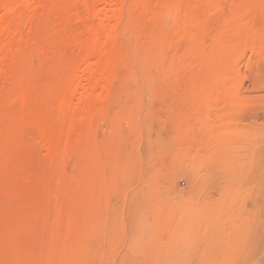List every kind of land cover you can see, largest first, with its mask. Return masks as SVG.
Wrapping results in <instances>:
<instances>
[{
  "label": "rangeland",
  "instance_id": "obj_1",
  "mask_svg": "<svg viewBox=\"0 0 264 264\" xmlns=\"http://www.w3.org/2000/svg\"><path fill=\"white\" fill-rule=\"evenodd\" d=\"M1 12L0 264H264V0Z\"/></svg>",
  "mask_w": 264,
  "mask_h": 264
},
{
  "label": "bare ground",
  "instance_id": "obj_2",
  "mask_svg": "<svg viewBox=\"0 0 264 264\" xmlns=\"http://www.w3.org/2000/svg\"><path fill=\"white\" fill-rule=\"evenodd\" d=\"M29 2V1H28ZM24 4V3H23ZM116 4V3H115ZM103 6V13L104 14H108V15H110V20L112 19V20H114L113 19V17H114V13L116 12V10L114 11V7H115V5L111 2V1H109V2H107V3H105L104 5H102ZM117 6V5H116ZM26 8V7H25ZM29 9V8H28ZM101 9V8H100ZM18 10V9H17ZM30 10V9H29ZM3 12H4V17H6L9 13H10V8L9 7H5L4 9H3ZM99 12V11H98ZM98 12H96V13H98ZM118 13V12H117ZM0 14H2V12L0 13ZM99 14V13H98ZM97 14V15H98ZM102 15V14H101ZM4 17H2L1 19H0V34L4 31V27H2L1 26V23H2V21L4 20ZM11 17V16H10ZM105 22V21H104ZM114 22V21H113ZM104 24V23H103ZM106 26V25H105ZM108 27H110V24H109V26ZM111 28V27H110ZM108 29V28H107ZM100 31V30H99ZM97 33V32H96ZM95 35V34H94ZM96 38L97 39H99L100 40V42H105V40H106V37H104V33L103 32H99V33H97V35H96ZM92 62V61H91ZM97 62V61H96ZM86 64V63H85ZM105 69V67L104 66H100V64H98V63H96V64H91V65H88L87 67H86V72L84 73L85 75H83V77L85 78V79H91V77L92 76H94L95 74L96 75H98L100 78H101V82L100 83H97L95 86H93V87H91L90 89L88 88V90L87 91H82V95H80L79 96V101H78V103H77V106H73V105H69L67 108H63L64 110H65V112L67 113L66 115H68V117L70 116V117H72L71 115H75V114H77L79 117V119L80 120H83V119H86L88 116V114H87V110H85V106H87V104L91 101V100H93V101H96V100H99L100 98H101V96H99V95H96V96H94L93 98H92V92L93 91H96V90H104L105 89V87H104V85L106 84V82L108 81V74H107V72L104 70ZM80 73V72H79ZM81 76V75H80ZM108 83V82H107ZM106 86V85H105ZM103 87H104V89H103ZM101 91V92H102ZM101 92H99V93H101ZM71 94H73V96L72 95H70L71 96V100H70V103L74 100V98H75V96H76V92L75 91H72L71 92ZM70 96H69V98H70ZM77 101V100H76ZM68 104H69V102H68ZM72 104V103H71ZM65 106V105H64ZM86 109H87V107H86ZM89 113V112H88ZM77 117V116H76ZM202 243V242H201ZM198 248H199V246H198ZM210 250V249H209ZM207 253V252H206ZM193 259V258H192ZM126 262V261H125ZM177 262V261H176ZM174 263V262H173Z\"/></svg>",
  "mask_w": 264,
  "mask_h": 264
}]
</instances>
